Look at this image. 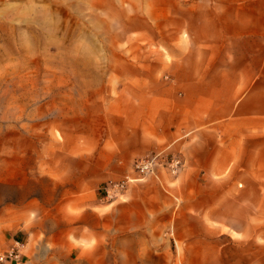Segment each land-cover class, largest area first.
I'll use <instances>...</instances> for the list:
<instances>
[{
  "label": "rangeland",
  "instance_id": "rangeland-1",
  "mask_svg": "<svg viewBox=\"0 0 264 264\" xmlns=\"http://www.w3.org/2000/svg\"><path fill=\"white\" fill-rule=\"evenodd\" d=\"M250 1L0 0V264L21 261L28 243L38 247L31 264H86L99 243L113 244V264L129 253L139 264H209L212 249L220 264H264V123L243 120L248 101L220 134L202 128L215 139L185 148H224L221 170H187L172 143L127 174L85 176L107 166L111 138L136 124L138 108L147 131L168 94L183 97L187 53L204 52L223 73L214 81H248ZM154 156L151 172L135 168ZM40 195L34 234L22 206Z\"/></svg>",
  "mask_w": 264,
  "mask_h": 264
},
{
  "label": "crops",
  "instance_id": "crops-1",
  "mask_svg": "<svg viewBox=\"0 0 264 264\" xmlns=\"http://www.w3.org/2000/svg\"><path fill=\"white\" fill-rule=\"evenodd\" d=\"M248 7L250 11L256 13L250 14L247 26L257 28L255 31H250L248 59L251 60V63L247 67L248 81L243 80L240 82L239 80V82L233 81V83L229 82L227 84L214 81L213 75L223 73L205 63L204 59L207 57L204 56V52L201 51L198 54L187 53L185 57L188 60L185 62L186 80L178 85L180 89L185 91L183 97L178 99L174 98L172 94H168L170 98L165 101L168 104L159 105L158 108L152 111L153 116L150 123L154 125L152 129L147 131L143 123L144 112L138 108L136 124L131 127L128 126L126 130L118 133L119 136L111 138L112 151L106 155L108 158L106 159L107 166L105 168L100 167L97 170L91 168L90 171L85 173L86 177L99 175L101 179H113L120 174H127L126 171L134 158L142 157L166 144L172 143L175 144V149L178 148L185 152L187 170L191 168L195 172L201 171L206 174L210 171L221 170L216 165L223 161L218 156L226 153L224 148L219 152L218 148L211 147L203 150L202 153L200 151L195 153L187 151L185 148L190 144H194L193 139L195 138L215 139L214 134L208 132L210 129L203 130L202 128L206 126L208 128L213 124L211 129L220 134V125L226 123L227 117L234 116L232 114L236 102L239 103L238 107H242L247 101L249 102L250 109L247 117L243 120L255 124L258 122L264 123V0H251ZM195 43L198 44L197 41ZM215 44L218 45L217 40H215ZM236 74H241V72L238 71ZM223 91L230 92L227 101L224 100L225 96L219 94ZM244 91H247V93H243ZM156 123H159V126H155ZM178 131L195 133L192 137L183 140L178 137ZM97 157L99 156L97 155ZM97 160L99 159L97 158ZM39 197L38 202L28 201L22 206L24 225L28 228V231L34 234L41 233L39 221L41 213L44 211V195ZM32 211L39 214L34 220H31L27 215V212ZM126 247H130L126 250L132 252L139 250L137 245H126ZM155 249L153 248V250ZM93 250L94 253L86 260V264H113L112 243L96 244ZM37 251L38 247H35L34 244H24L22 260L7 262V264H31L29 255L31 256ZM207 255L213 257L211 260H207V263H221V259L214 249ZM126 256L128 258L131 256V260L127 259L128 264H139L138 254L129 253ZM125 261L122 259V263ZM201 264H205L203 260Z\"/></svg>",
  "mask_w": 264,
  "mask_h": 264
},
{
  "label": "built area",
  "instance_id": "built-area-1",
  "mask_svg": "<svg viewBox=\"0 0 264 264\" xmlns=\"http://www.w3.org/2000/svg\"><path fill=\"white\" fill-rule=\"evenodd\" d=\"M157 157L158 156H154L151 159H143L140 160L139 162H137V164L135 165V168L140 172V173H148L151 172V169L153 168V166L156 165L157 163ZM180 160L176 159V160H172L169 164L171 172L175 173L177 172V170L180 168ZM18 247V246H17ZM8 256L10 257H14L17 258L18 257V251L12 249Z\"/></svg>",
  "mask_w": 264,
  "mask_h": 264
}]
</instances>
